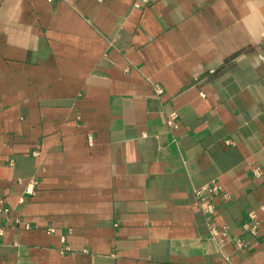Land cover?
Segmentation results:
<instances>
[{
  "label": "crops",
  "instance_id": "0c3cea01",
  "mask_svg": "<svg viewBox=\"0 0 264 264\" xmlns=\"http://www.w3.org/2000/svg\"><path fill=\"white\" fill-rule=\"evenodd\" d=\"M138 1L0 0V264H264V0Z\"/></svg>",
  "mask_w": 264,
  "mask_h": 264
},
{
  "label": "built area",
  "instance_id": "2783aa9c",
  "mask_svg": "<svg viewBox=\"0 0 264 264\" xmlns=\"http://www.w3.org/2000/svg\"><path fill=\"white\" fill-rule=\"evenodd\" d=\"M147 2H149V0H139V1L137 2V5H140V3L144 4V3H147ZM169 123H170L171 125L176 126L175 121H174V116H172V117L169 119ZM214 189H216V188H215V187L210 188V187H208V186H204V187L198 189V190H197V193H198V194H203V193L206 192L207 190H210V191H211V190H214ZM0 233H1V232H0Z\"/></svg>",
  "mask_w": 264,
  "mask_h": 264
}]
</instances>
